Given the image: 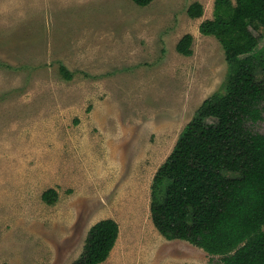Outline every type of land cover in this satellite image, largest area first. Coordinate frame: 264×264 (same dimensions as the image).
Returning <instances> with one entry per match:
<instances>
[{"label":"rangeland","instance_id":"374dc122","mask_svg":"<svg viewBox=\"0 0 264 264\" xmlns=\"http://www.w3.org/2000/svg\"><path fill=\"white\" fill-rule=\"evenodd\" d=\"M213 1L0 0V264H72L104 218L119 235L100 264H220L150 217L156 170L225 79L220 43L198 29ZM186 33L189 56L175 48Z\"/></svg>","mask_w":264,"mask_h":264},{"label":"trees","instance_id":"16d2710c","mask_svg":"<svg viewBox=\"0 0 264 264\" xmlns=\"http://www.w3.org/2000/svg\"><path fill=\"white\" fill-rule=\"evenodd\" d=\"M146 6L153 0H132ZM199 18L203 6L187 8ZM264 28V0H214L212 18L199 32L218 40L227 64L221 90L205 98L185 125L151 183L150 217L168 240H184L220 264H264V52L253 30ZM193 36L184 34L176 51L192 54ZM60 76L71 80L65 66ZM263 74V75H262ZM57 191L41 194L54 204ZM119 235L112 218L95 222L72 264H100ZM194 264V263H188Z\"/></svg>","mask_w":264,"mask_h":264}]
</instances>
